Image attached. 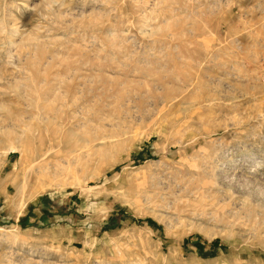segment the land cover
<instances>
[{"label": "rangeland", "instance_id": "1", "mask_svg": "<svg viewBox=\"0 0 264 264\" xmlns=\"http://www.w3.org/2000/svg\"><path fill=\"white\" fill-rule=\"evenodd\" d=\"M0 264H264V0H0Z\"/></svg>", "mask_w": 264, "mask_h": 264}, {"label": "trees", "instance_id": "2", "mask_svg": "<svg viewBox=\"0 0 264 264\" xmlns=\"http://www.w3.org/2000/svg\"><path fill=\"white\" fill-rule=\"evenodd\" d=\"M214 244H216V241L214 242Z\"/></svg>", "mask_w": 264, "mask_h": 264}]
</instances>
